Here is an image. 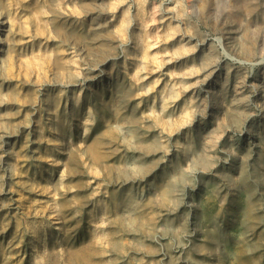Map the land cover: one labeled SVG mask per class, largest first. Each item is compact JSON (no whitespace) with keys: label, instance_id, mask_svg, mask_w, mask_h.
Here are the masks:
<instances>
[{"label":"rangeland","instance_id":"374dc122","mask_svg":"<svg viewBox=\"0 0 264 264\" xmlns=\"http://www.w3.org/2000/svg\"><path fill=\"white\" fill-rule=\"evenodd\" d=\"M0 12V264H264V0Z\"/></svg>","mask_w":264,"mask_h":264},{"label":"bare ground","instance_id":"6f19581e","mask_svg":"<svg viewBox=\"0 0 264 264\" xmlns=\"http://www.w3.org/2000/svg\"><path fill=\"white\" fill-rule=\"evenodd\" d=\"M126 13V12H125ZM124 13V14H125ZM8 18H10V17H8ZM5 15H3L1 12H0V33H4L5 31H7V27H9L8 25H10V19H8ZM126 18V17H125ZM124 18V19H125ZM123 19V18H122ZM10 20V21H9ZM126 20V19H125ZM1 44H3V39H2V37H0V46H1ZM178 44V43H177ZM180 45H181V43H180ZM7 55V54H6ZM25 61V60H24ZM193 62V61H192ZM191 62V63H192ZM192 64H194V62L192 63ZM186 85V84H185ZM165 107H167V106H165ZM96 146V145H95ZM112 236V235H111ZM108 237V236H107ZM88 249V248H87ZM83 251V250H82ZM88 251H89V249H88ZM79 252V251H78ZM87 252V251H86ZM85 252V253H86ZM84 253V254H85ZM83 254V253H82ZM87 256V255H86ZM45 259V258H44ZM78 259H79V257H78ZM84 259V258H83ZM86 259V258H85ZM85 261V260H84ZM86 262V261H85ZM88 264V263H87Z\"/></svg>","mask_w":264,"mask_h":264}]
</instances>
